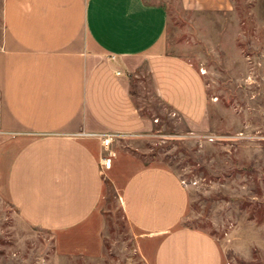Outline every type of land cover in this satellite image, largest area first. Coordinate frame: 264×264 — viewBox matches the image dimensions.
Masks as SVG:
<instances>
[{
    "label": "crops",
    "instance_id": "obj_1",
    "mask_svg": "<svg viewBox=\"0 0 264 264\" xmlns=\"http://www.w3.org/2000/svg\"><path fill=\"white\" fill-rule=\"evenodd\" d=\"M170 2L3 0L0 193L60 255L100 256L112 191L145 264H227L210 235L183 224L179 176L124 143L153 128L131 93L142 72L190 131L209 130L203 77L168 52ZM176 2L184 13L232 10L231 0Z\"/></svg>",
    "mask_w": 264,
    "mask_h": 264
},
{
    "label": "rangeland",
    "instance_id": "obj_2",
    "mask_svg": "<svg viewBox=\"0 0 264 264\" xmlns=\"http://www.w3.org/2000/svg\"><path fill=\"white\" fill-rule=\"evenodd\" d=\"M231 1L230 12L210 14L168 4V52L203 77L209 130L190 131L142 72L131 93L153 128L124 143L179 176L189 196L183 224L210 235L227 264H264V0ZM104 217L99 257L63 256L0 193V264H145L112 191Z\"/></svg>",
    "mask_w": 264,
    "mask_h": 264
},
{
    "label": "built area",
    "instance_id": "obj_3",
    "mask_svg": "<svg viewBox=\"0 0 264 264\" xmlns=\"http://www.w3.org/2000/svg\"><path fill=\"white\" fill-rule=\"evenodd\" d=\"M108 144H109V141H108L107 139H106V140H103V146H104V147H107Z\"/></svg>",
    "mask_w": 264,
    "mask_h": 264
}]
</instances>
